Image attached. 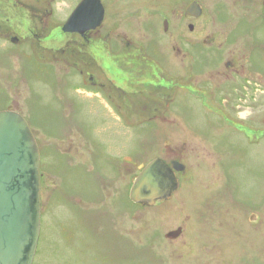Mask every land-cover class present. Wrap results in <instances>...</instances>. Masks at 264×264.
I'll return each mask as SVG.
<instances>
[{
	"label": "rangeland",
	"instance_id": "374dc122",
	"mask_svg": "<svg viewBox=\"0 0 264 264\" xmlns=\"http://www.w3.org/2000/svg\"><path fill=\"white\" fill-rule=\"evenodd\" d=\"M23 1L45 9L48 29L41 43L37 40L33 47L28 43L14 46L18 52L16 59L5 55L10 46H0L3 62L0 109L14 98L42 151V220L33 264H192L193 259L203 264L202 256H192L190 248L198 245L192 244L191 235L168 245L162 237L167 229L176 226V216H184L186 220L192 189L197 199L203 200L208 195L204 188L198 193L191 186L189 192L186 191L188 183L174 202L141 211L126 191L95 185L98 188L92 190L94 176L101 168L119 171L120 165L134 174L142 164L156 158L170 161L174 156L183 155V163L190 171L194 168L242 171L244 188L252 184L251 173H255L254 180L261 192L264 184V43L254 48L251 72L245 70L239 77L225 79L223 73L218 77L197 68L195 71L199 74L191 79L190 85L196 89L195 95L183 89L179 90L182 93L171 90L177 81L187 87V75L173 83L149 62L142 70L144 78L139 76L134 85L143 81L142 84L153 86L149 92L157 93L149 98H131L151 104L159 101L166 109L158 112L153 107L146 112L136 111L135 115L133 111H120L111 105L114 101L119 104L121 97L112 95L111 100L105 92L96 93L83 85L74 69L76 55L60 52L53 55L68 40L61 25L80 0ZM0 7H6L5 3L0 2ZM40 30L38 26L42 34ZM200 34L203 36V29ZM153 36L155 40L160 39L159 32ZM157 50L156 44L148 47L151 62H161ZM167 55L169 60L174 58L170 52ZM212 64L216 65V61ZM157 84L161 88L154 87ZM252 127L260 128L253 131ZM63 139L70 149L61 160L50 147L61 146ZM123 157L131 161L122 164ZM52 171L58 177L49 178L46 173ZM190 178L186 177L187 182ZM221 183V179L214 178L208 182L212 186ZM259 192L255 189V193L259 195ZM260 242L264 245V241Z\"/></svg>",
	"mask_w": 264,
	"mask_h": 264
},
{
	"label": "flooded vegetation",
	"instance_id": "af4514ba",
	"mask_svg": "<svg viewBox=\"0 0 264 264\" xmlns=\"http://www.w3.org/2000/svg\"><path fill=\"white\" fill-rule=\"evenodd\" d=\"M0 2L6 5L0 7V46L5 45V48L10 46L6 49L5 55L7 58L16 59L18 52L14 46L28 43L33 47L37 40L40 43L43 40L44 32L48 29L46 11L39 5L28 4L23 0ZM100 2L104 11L101 25L82 34L64 33L68 40L61 44L58 51L76 55L77 66L74 69L83 85L96 93L105 92L111 100L112 95L115 98L121 97L119 104L114 101L111 105L120 111H133L135 115L136 111L146 112L153 107L158 112L166 109L158 100L151 104L131 98L140 96L149 98L157 93L149 92L153 86L142 84L143 81L134 85L139 76L141 79L144 78L142 70L149 62L155 66L159 74L166 76L173 83L178 77L184 78V75H187V87L181 86L177 81L171 90L183 89L185 93L195 95L196 89H191L190 85L191 79L199 74L195 71L197 68L206 69L210 75L215 73L218 77L223 73L225 79L231 76L239 77L245 70L251 72L254 48L256 44L264 43V32H257L264 31V0H100ZM49 12L51 14V11ZM38 26L41 27L42 34H39ZM158 26L161 28L156 30ZM201 27L203 36L200 34ZM155 32H159L160 39H154ZM153 44L157 45L161 62H151L147 56L148 47ZM167 52L173 55L172 60H169ZM212 61H216V65H213ZM2 63L0 60V66ZM133 71L137 74L134 75ZM154 87L161 88L158 84ZM179 92H176L177 96ZM12 99V102L0 111L19 112L17 108L19 104ZM258 129L252 127L253 131ZM60 143L61 146L55 148L49 146L51 151L59 155V159L65 157L70 149L68 143H64V139ZM39 150L41 155L40 147ZM127 160L129 159L123 157L121 163H127ZM163 160L169 166H172L173 162L184 166L183 171H175L179 189L170 200L157 202L152 207L134 203L138 210L145 211L174 202L177 194L183 191L188 183L186 191L191 192L193 186L198 193L202 188L204 193L205 191L208 193L205 199L199 200L197 194L192 193V189L189 194L192 195V200L189 201L186 220L184 216L182 218L176 216L177 224L172 229H167V224H164V229H167L162 237L164 243L168 245L169 242H177L182 236L191 235L192 244L195 245L196 242L198 245V248L196 245L190 248L192 256L197 254L199 257L202 256L203 264H264V245H260V240L264 241V184L259 192V185L256 184L258 182L254 180L255 173H251L252 184L245 185L244 188L242 171H197L196 168L190 171L191 169H187L183 163V155L174 156L170 161ZM51 167L57 171L56 165L52 162ZM105 170L106 168H101L95 174L92 190L98 188H94L95 186H103L101 188L104 189L116 187L117 191H126L130 198V190L141 172V167L134 174L126 167L123 170L121 165L119 171ZM115 172L118 174L117 178H114ZM46 174L49 178L58 177L54 171ZM187 176L191 177L188 182ZM213 178L221 179L222 183L219 186L208 184ZM43 184L42 181V186ZM255 189L259 195L255 193ZM160 221L162 219L158 223ZM167 221L170 222L169 219ZM91 227L95 228L94 222ZM175 232L180 234L175 238H169V235ZM195 261L193 259L192 264H200L198 260Z\"/></svg>",
	"mask_w": 264,
	"mask_h": 264
},
{
	"label": "water",
	"instance_id": "95a60500",
	"mask_svg": "<svg viewBox=\"0 0 264 264\" xmlns=\"http://www.w3.org/2000/svg\"><path fill=\"white\" fill-rule=\"evenodd\" d=\"M100 0H83L73 11L64 33L96 29L103 19ZM156 158L141 167L130 200L152 207L170 200L179 189L175 171ZM41 156L27 120L12 110L0 111V264H33L41 230ZM175 232L169 238L179 235Z\"/></svg>",
	"mask_w": 264,
	"mask_h": 264
}]
</instances>
